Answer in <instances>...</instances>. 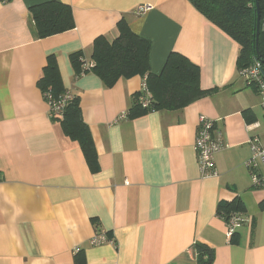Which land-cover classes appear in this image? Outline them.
<instances>
[{"label":"crops","instance_id":"obj_1","mask_svg":"<svg viewBox=\"0 0 264 264\" xmlns=\"http://www.w3.org/2000/svg\"><path fill=\"white\" fill-rule=\"evenodd\" d=\"M49 1L0 0V264H264V186L247 166L248 139L264 142V108L239 74L240 44L190 0H56L75 25L41 37L31 8ZM141 4L152 8L140 14ZM122 20L151 40L153 74L176 52L198 65L202 89L217 90L129 116L145 76L109 85L78 74L73 60L82 52L93 61L96 38L114 41ZM50 57L52 84L78 97L92 164L63 118L49 115ZM203 114L226 144L207 177L195 149ZM234 201L249 221L230 239L217 210ZM101 231L108 240L92 244ZM197 242L213 250L210 263L199 261Z\"/></svg>","mask_w":264,"mask_h":264},{"label":"trees","instance_id":"obj_2","mask_svg":"<svg viewBox=\"0 0 264 264\" xmlns=\"http://www.w3.org/2000/svg\"><path fill=\"white\" fill-rule=\"evenodd\" d=\"M194 6L209 20L220 26L240 44L238 57L239 72L258 61L264 71V0H258L261 9L260 35L256 40V0H190ZM38 33L41 37L58 34L75 25L70 5L60 1H49L32 6ZM119 35L110 42L104 36L94 41L92 59L93 67L86 69L82 52L73 54L77 73L96 72L106 84H113L120 77H131L136 74L145 76L152 93V103L142 107L138 102L130 110L129 116L157 109H178L200 98L206 97L217 89L204 90L200 84L198 65L186 56L172 52L161 75L150 71V39L134 33L129 24L122 20L118 23ZM259 49V54L256 52ZM58 71L53 57L46 67V77L42 82L43 94L50 92L60 98L67 90H59L52 84ZM247 87H252L246 85ZM256 89L255 87H252ZM66 133L76 138L88 159L93 163V142L87 125L83 122L78 97L75 96L65 109L62 120ZM218 214L225 220L235 212L241 211L239 203L221 202ZM199 261L210 263L214 252L202 243H196Z\"/></svg>","mask_w":264,"mask_h":264},{"label":"built area","instance_id":"obj_3","mask_svg":"<svg viewBox=\"0 0 264 264\" xmlns=\"http://www.w3.org/2000/svg\"><path fill=\"white\" fill-rule=\"evenodd\" d=\"M152 8L151 4H141L137 7V12L142 14ZM93 62H86L84 67L89 69L93 67ZM246 85L255 87L262 99L264 108V71L258 61L250 66L243 68L239 72ZM45 99L49 103V115L51 118H63L66 105L73 100L75 95L67 91L60 98H55L50 92L44 94ZM152 93L148 87L146 78L142 84V88L137 95V102L142 107H149L152 103ZM125 116V115H124ZM251 128V126H249ZM250 145L251 156L247 161L248 168L252 171V181L254 186H264V173L258 172L259 166H264V142L259 136H252L248 139ZM226 147L222 132L216 128L215 120L206 115H201L199 118V129L195 141V149L201 173L204 177L216 175L215 156L218 152ZM249 221V217L243 212L233 213L227 223V236L231 239L236 233L238 227ZM108 240L104 231L96 233L91 239V243L98 245Z\"/></svg>","mask_w":264,"mask_h":264},{"label":"water","instance_id":"obj_4","mask_svg":"<svg viewBox=\"0 0 264 264\" xmlns=\"http://www.w3.org/2000/svg\"><path fill=\"white\" fill-rule=\"evenodd\" d=\"M257 2V6H256V9H257V18H256V40H258V37L260 35V22H261V9H260V4H259V1L256 0ZM256 52L257 54H259V49L258 47H256Z\"/></svg>","mask_w":264,"mask_h":264}]
</instances>
